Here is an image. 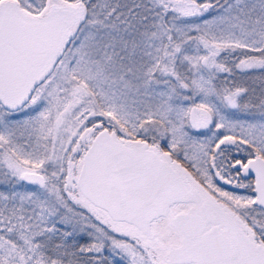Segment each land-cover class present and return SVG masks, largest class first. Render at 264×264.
Masks as SVG:
<instances>
[{
  "label": "snow or ice",
  "instance_id": "6c2138e0",
  "mask_svg": "<svg viewBox=\"0 0 264 264\" xmlns=\"http://www.w3.org/2000/svg\"><path fill=\"white\" fill-rule=\"evenodd\" d=\"M0 264H264V0H0Z\"/></svg>",
  "mask_w": 264,
  "mask_h": 264
}]
</instances>
